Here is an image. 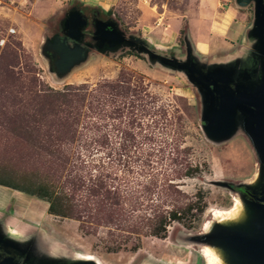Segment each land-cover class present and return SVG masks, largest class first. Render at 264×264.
Returning <instances> with one entry per match:
<instances>
[{"label":"rangeland","instance_id":"374dc122","mask_svg":"<svg viewBox=\"0 0 264 264\" xmlns=\"http://www.w3.org/2000/svg\"><path fill=\"white\" fill-rule=\"evenodd\" d=\"M138 1L119 0L105 13L98 10L93 14L78 7L88 21L79 43L85 57L68 72H58L52 65L58 55L47 48V54L44 53L42 46L54 35L64 36L62 14L70 9L71 6H65L71 0H0V63L8 52H17L14 70L23 91L16 94L21 103L6 106V112L26 109L31 95L25 88L30 86L33 90L60 89L65 84L87 83L94 88L107 81H127L138 92L135 102L141 108L137 114L142 123L140 133L149 136L140 144L141 159L128 158L124 166L126 173L130 171L129 182L125 184L134 191L128 198L130 203L138 205L131 212V223H137L138 216L150 217L153 212L166 216L175 209L181 210V219L170 222L163 237L145 236L129 225L117 229L103 220L81 223L48 214L40 209V199L0 186V210L9 201L15 208L9 226H0V238H17L33 231L29 233L27 253L19 254L13 264H20L23 258L25 264H35L37 260L63 264L77 258H93L99 264H225L219 248L198 243L202 233L215 230L216 222L244 227L253 219V211L238 188L260 187L262 162L240 118L229 139L209 138L202 127L207 105L200 91L182 71L151 57V54L162 55L184 61L185 42L189 40L193 59L200 69L214 72L221 68L235 81L252 86L258 78L257 63L252 52L244 49L248 48L246 33L252 25V4L240 5L236 0H207L206 4L204 0H150L148 5H153L155 13L160 5L168 11L159 22L154 19L139 23L137 18L142 10L137 6ZM108 18L115 20L120 31L127 39L134 40L137 47L114 50L97 47L91 37L94 21ZM172 19L178 22L170 23ZM229 23L232 50L215 53L214 48L205 52L199 50L201 47L196 48L194 34L210 40L218 33L223 35ZM71 41L68 44L74 46ZM254 46L257 48L256 43ZM30 79L34 80L33 84ZM117 122L118 119L113 124ZM109 133L108 147L100 149L98 154L112 150L113 168L120 175L123 167L116 166L115 155L120 135L112 128ZM7 134L0 127V165L22 173L29 164L13 158L17 142ZM134 149L131 148V154ZM149 152L151 155L147 156ZM11 195L26 199L18 202ZM230 210L234 213L229 219L219 220ZM122 237H128V243H113Z\"/></svg>","mask_w":264,"mask_h":264},{"label":"trees","instance_id":"16d2710c","mask_svg":"<svg viewBox=\"0 0 264 264\" xmlns=\"http://www.w3.org/2000/svg\"><path fill=\"white\" fill-rule=\"evenodd\" d=\"M16 54L15 50L8 52L0 63V127L17 142L13 158L29 165L22 173L0 165V185L47 202L48 214L81 223L103 220L117 229L129 225L145 236H165L166 226L180 221V209L166 216L159 212L150 217L138 216L137 223H131V212L138 205L128 198L134 191L125 184L130 171L126 173L124 166L128 158L141 159L140 144L149 138L140 133L137 90L125 80L99 83L94 88L87 83L65 84L60 89L33 90L30 86L25 88L31 95L26 109L8 113L6 106L21 103L16 94L23 92L14 70ZM116 119L118 122L113 124ZM111 128L121 140L115 152L116 166L123 167L120 175L113 168L112 150L98 154L108 147ZM132 147L136 150L133 154ZM128 240L122 237L113 243Z\"/></svg>","mask_w":264,"mask_h":264},{"label":"water","instance_id":"95a60500","mask_svg":"<svg viewBox=\"0 0 264 264\" xmlns=\"http://www.w3.org/2000/svg\"><path fill=\"white\" fill-rule=\"evenodd\" d=\"M238 4L249 5L255 3V18L251 29L246 34L248 48L245 50L252 52L257 63L256 72L261 73L260 83L254 89L245 87L242 83L236 82L234 77L228 76L221 68L217 71L209 72L200 69L193 59V51L191 42H185L186 48L184 57L181 61L176 58H167L162 55H152L151 57L158 59L163 65L177 69L188 78L191 84L200 91L201 99L206 101V111L202 115L203 130L205 134L214 141H223L229 139L233 133L239 118V112L246 114L250 126L247 133L252 138L261 158L262 162V183L258 189H250L245 186L243 191H239L247 200L253 211V219L250 224L239 227L229 226L225 222H216L218 225L214 230H209L207 234L202 233L200 237V245L216 246L221 250L225 264H264V68L259 67L261 58L252 50L254 46V37L252 33L256 30L264 29V4L254 2V0H236ZM98 14V13H97ZM80 8L76 6L70 7L63 12L62 32L63 38L54 35L51 41L44 43L45 49H50L58 55V58L52 61V65L58 72H68L71 67L84 59L85 52L79 43L83 40V30L87 26L85 18ZM93 17V16H91ZM91 37L95 41V45L99 48H108L111 50L118 48L137 47L132 39H127L123 32L120 31L115 20L112 18L96 19L91 29ZM70 38L74 41V46L66 43V39ZM263 34L259 33L261 45ZM253 40V43H252ZM124 44L121 47H117ZM247 44V42H246ZM116 47V48H115ZM143 49V48H142ZM52 66V67H53ZM231 81L234 86H231ZM253 106L255 108H250ZM1 230V228H0ZM2 231V230H1ZM26 231L24 235L11 239H1L6 245H9L19 254L27 253L31 233ZM197 243V242H196ZM63 264H99L95 259L92 260H76ZM14 259L8 258L0 262V264H13ZM20 264H25L24 258ZM35 264H57L47 260H37Z\"/></svg>","mask_w":264,"mask_h":264},{"label":"crops","instance_id":"0c3cea01","mask_svg":"<svg viewBox=\"0 0 264 264\" xmlns=\"http://www.w3.org/2000/svg\"><path fill=\"white\" fill-rule=\"evenodd\" d=\"M118 1L119 0H71V2H69L67 4V6H65V8H68L69 6H71V7L72 6H76V7L86 8V9H88L90 11V13H93V14H94V12H99L98 10H102L103 11V12L101 11L100 13H105V12L110 11L111 8ZM149 1L150 0H139L138 1L137 6L142 11L140 10L141 11V14L138 16L137 22L142 23L143 20L146 21V22H151V21H154V19H156L159 22L160 20L163 19L164 13H166L168 11V10H165V8L163 9V6L160 5L159 7H157L158 10H159V12H156L155 13L153 11V9H154L153 5L152 6L151 5H148V2ZM206 2H207V0H204V4H206ZM230 12H233V11H230ZM232 15H233V13H232ZM177 22H178V20H175L174 21L172 19L170 23H173V24L175 23L176 24ZM230 27H231V24L229 23V25L227 26V28L226 27L224 28L225 29V33H223V35H222V33H218L217 37H214L213 39H210V40H208L207 37H205V36H199V35H195L194 34L193 37H192V39H193V41L195 43L196 48L199 49V47H201L202 50L201 49H199V50L202 51V52H205L206 50H208L210 48H214L215 53H217V51H222V52L224 51L226 53V52L232 50V48H230L229 45H231L233 43V40H230L228 38V33H229V30H230ZM251 27H252V25L250 26V29H251ZM247 35H248V38H249V33ZM223 36H225V38ZM223 46H225V47H223ZM216 48H219V49H216ZM2 187H5V186H2ZM6 188H8V187H6ZM9 189H11V188H9ZM15 191H17V190H15ZM18 192H20V191H18ZM11 196H12V199L13 198H17V197H13V195H11ZM25 199H26V197H18L17 198V201L20 202V201H23ZM29 200H33V199H29ZM33 201L35 202V200H33ZM39 201H38V205L40 206V209H43V212H45L47 210V204L45 202H42V201L39 202ZM6 207H8L10 209H12V207L14 208L13 203L10 202V201L7 202ZM41 207H43V208H41ZM3 208H5V206H3ZM12 211L13 212L9 216L10 221L8 223H11V221H12V217L11 216H13V213L15 211V208H14V210L12 209ZM30 211L33 212L34 210L32 209Z\"/></svg>","mask_w":264,"mask_h":264},{"label":"flooded vegetation","instance_id":"af4514ba","mask_svg":"<svg viewBox=\"0 0 264 264\" xmlns=\"http://www.w3.org/2000/svg\"><path fill=\"white\" fill-rule=\"evenodd\" d=\"M258 1L260 2V4H264V0H254V2H256V4L258 3ZM252 4V24L254 22V18H255V10H254V6H255V3H250ZM249 4V5H250ZM251 6V5H250ZM259 33L262 35L263 34V39H262V45L260 43V40H259ZM253 34L255 35V39H254V43L257 44V48L254 50H252L256 55H258V57L261 58V62L259 67H263L264 68V29L262 28L261 31L258 29L256 31L253 32ZM63 38V36H61ZM66 43H72L71 39L70 38H67L66 39ZM252 43H253V40H252ZM258 78L254 80V82L252 83L253 85L252 86H247L246 83H244L243 81H236V82H239V83H242V85H244L245 87H250L252 89H254L256 86L259 85L260 83V78H261V73L259 72V75H257ZM231 86H234V82L231 81ZM250 108L254 109L255 108L253 106H251ZM239 118L241 120V124H242V127L245 131H247V128L250 126V124L248 123V118L246 116V114H244L243 112H239ZM12 209L8 208V207H5L3 209L0 210V226H5V225H8L9 226V216L11 215L12 213ZM1 228V227H0ZM5 243L7 242H4L2 240H0V262H2L3 260L5 259H8V258H13L14 260L17 258L18 256V253L14 251V249H12V247H10L9 245H6Z\"/></svg>","mask_w":264,"mask_h":264},{"label":"bare ground","instance_id":"6f19581e","mask_svg":"<svg viewBox=\"0 0 264 264\" xmlns=\"http://www.w3.org/2000/svg\"><path fill=\"white\" fill-rule=\"evenodd\" d=\"M233 213H234V211L233 210H230L227 214V216H225V217H221L219 220H222V221H224V220H226V219H229L232 215H233ZM219 254H221L222 255V253L221 252H219ZM222 258H223V256H222Z\"/></svg>","mask_w":264,"mask_h":264}]
</instances>
